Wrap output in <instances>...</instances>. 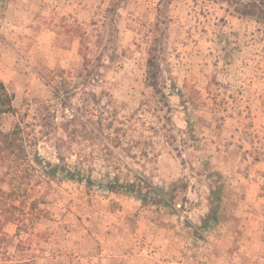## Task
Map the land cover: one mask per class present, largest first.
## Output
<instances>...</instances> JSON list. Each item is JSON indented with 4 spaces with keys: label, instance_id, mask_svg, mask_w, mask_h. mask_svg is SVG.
<instances>
[{
    "label": "rangeland",
    "instance_id": "374dc122",
    "mask_svg": "<svg viewBox=\"0 0 264 264\" xmlns=\"http://www.w3.org/2000/svg\"><path fill=\"white\" fill-rule=\"evenodd\" d=\"M152 48L159 92L147 82ZM86 57L104 64L103 81L87 88ZM0 83L17 110L3 122L23 126L31 156L98 179L108 170L93 139L100 112L85 90L103 102L111 95L120 119L111 131L123 128L118 166L174 194L144 205L30 171L17 201L29 216L19 210L4 229L25 242L31 264H264L263 22L228 0H0ZM85 109L67 129L69 112ZM219 187L222 218L190 235Z\"/></svg>",
    "mask_w": 264,
    "mask_h": 264
},
{
    "label": "trees",
    "instance_id": "16d2710c",
    "mask_svg": "<svg viewBox=\"0 0 264 264\" xmlns=\"http://www.w3.org/2000/svg\"><path fill=\"white\" fill-rule=\"evenodd\" d=\"M228 2L237 15L253 18L264 23V0H228ZM155 50L156 48H152L149 52L147 82L150 87L159 92L158 86L161 84V56L154 52ZM85 59V73L82 74V84L87 88L89 84L94 81L97 82L98 79L99 81H103L101 71L98 69L103 67L104 64L98 62L100 58L94 60V62L97 61L95 64H92L93 61L87 57ZM89 66L93 67L92 70L89 69ZM95 75L96 77H94ZM85 93L89 96H94L95 104L98 105L100 112L95 121L98 132L93 139L99 141V152L102 151L100 152V156L106 162L105 166L108 170L99 179L94 178L93 171L85 167L80 169L76 166L75 169L78 170L74 171L75 169L69 168L68 164H53L52 162L44 161L40 154L31 156L29 150L30 144L25 136L23 126L18 122L5 126L3 122L5 115L15 114L17 110L13 103V96L9 93L6 86L0 83V215L3 217V220L0 219V264H31L30 259L25 254V242L19 240L16 243L14 237L4 229L5 224L21 220V215H23V221L29 216L28 211L21 208L23 202L21 201L18 204L17 201H19L20 195L18 180L22 181L30 171L39 172V175L45 178V180L68 178L85 182L87 186L97 183L107 192L125 193L140 199L144 205L165 206L174 195L168 193L169 196H167L164 188L150 182L146 174L140 170L130 167L124 170L118 166L113 146L120 145L123 128L122 126H116L114 132L111 131L114 121L120 120L116 115L118 110L116 103L111 95L106 102H103V98H96L97 96L94 91L85 90ZM88 98L85 99V102L89 101ZM87 111L88 109H85L84 113L78 114L71 110L67 117L66 128L69 129L71 123H74L82 115L87 114ZM82 124L86 125V122L82 120ZM72 131H78V128H74ZM130 140L132 147H135L139 142L135 136L130 138ZM141 152L145 156H149L150 154L146 148H143ZM104 155L106 157H103ZM85 157L88 156L85 155ZM5 185L9 188H4ZM222 202V187L212 189L210 208L207 216L203 217L201 224L191 226L192 230L188 233L199 237L203 233L209 232L211 226L222 218ZM19 210H21V215ZM182 247L184 250L190 248L186 242H182ZM9 248H15V250L11 252ZM191 262L198 264L199 260L188 261V264Z\"/></svg>",
    "mask_w": 264,
    "mask_h": 264
}]
</instances>
